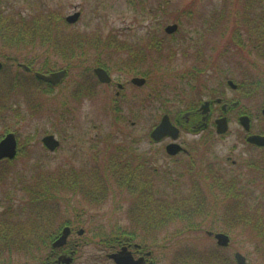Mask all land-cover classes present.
I'll return each mask as SVG.
<instances>
[{
  "label": "rangeland",
  "instance_id": "rangeland-1",
  "mask_svg": "<svg viewBox=\"0 0 264 264\" xmlns=\"http://www.w3.org/2000/svg\"><path fill=\"white\" fill-rule=\"evenodd\" d=\"M0 11L24 18L40 12L44 15L51 12L60 14L65 32L80 36L91 34V37L95 33L104 43L110 38H117L121 43L130 45L131 50L139 51L157 35L163 48L158 52L147 48L144 64H132L128 68L125 64L132 59L128 50L116 51L113 55L106 47L95 50L87 44L78 50L86 52L84 57L65 58L51 53L48 55L39 47L12 48L0 39V61L3 62L0 68V105H7L5 109L0 106V140L7 133V128L16 133L18 140L17 157L0 160V227L14 229L10 237L14 244L16 241L18 245L26 244V247H14L12 242L7 244L0 232V264H45L50 250L49 236L60 231L61 224L72 217L73 214L65 210L78 206L88 213L100 214V222L113 223L114 234L124 229L146 239L159 264H174L173 258L178 261L177 264H236V251L246 256L248 264H264V238L258 235L259 229L255 228L254 220L248 223L242 218L243 211L254 213L258 208L264 215V180L257 179L255 185L242 180L243 187L252 196L237 195L234 198L209 189L211 177L207 181V174L201 169L202 160L210 162L223 168L222 172L229 178L239 174L241 163L260 155L259 149L248 145L246 133L238 120L234 118L228 132L223 135L216 132L214 124L203 133L184 128L180 141L191 148L189 157L184 154L169 156L165 151L167 141L156 142L151 137L154 126L161 122L164 113L172 114V120L174 117L178 119L177 113L191 105L192 100L196 103L207 99L212 94L210 89H217L218 86L224 88L226 98L240 100L237 111L256 117L254 130L259 127L264 129V87L251 91L253 85L242 84L250 76H254L252 79L264 76V58L256 52L250 53L249 46L239 53V49L229 42L235 27H239L247 37L260 12L258 2L0 0ZM76 11L81 12L80 19L68 24L64 18ZM175 23L178 24L177 31L167 33L165 27ZM197 52H204L206 59L195 58ZM46 57L49 59L47 71L68 69L65 79L57 85L40 84L33 77L35 71L45 64ZM106 60L112 67L108 69L113 78L111 84L100 83L93 72L98 63ZM18 63L30 65L31 71L24 70ZM195 66L199 72L194 71ZM136 71H142L147 79L143 87L130 82L132 76L141 75ZM228 79L238 84L236 90L227 84ZM13 81H20L22 89L12 92L9 87ZM117 82L128 84L120 97L115 95ZM29 98L33 102L39 101V104L36 102V111L30 112ZM114 106L118 110H114ZM47 134H54L60 141L55 150L44 145L42 138ZM203 142L208 146H200ZM128 157L148 162L151 174L157 177V184L168 193L169 202L178 201L175 193L191 190L194 180L200 183L208 194L205 200L209 214L195 220L175 221L171 211L169 215L165 214L168 216L166 219L165 216L152 214L155 216L152 220L157 217L162 219L158 226L149 223L147 228L133 224L135 214L143 219L149 215L141 208L137 209L138 201L133 202L134 197L126 191L128 184L120 185L121 175L109 163L110 158L121 160ZM187 161H194L199 173L193 169L188 177L183 171ZM162 176L164 180L160 183ZM37 187H40L38 192L30 191ZM65 192H75V202L71 198L66 199L73 194ZM84 192L98 193L97 199L102 202L90 203L94 201L93 197L83 198ZM36 196H44V199L36 201ZM239 197L242 198L239 200ZM66 200H70L71 204ZM86 200L88 203H85ZM235 218L239 224L228 226ZM146 221L139 219L136 223ZM198 223L199 229L190 228ZM42 227L40 233L50 230L44 236V242L39 232L30 231L31 228L39 230ZM20 228L29 231L25 240L19 237L23 235ZM207 228L229 235L231 241L228 248L218 250L215 238L207 235ZM110 229L111 225L106 226L103 232L106 234ZM92 233L88 231L84 236L92 238ZM33 239L36 245H29L28 242H33ZM10 245L12 249H9ZM88 249L86 255L90 256L93 247ZM213 254L221 259V263L214 261ZM226 254L228 259L224 257ZM99 258L95 260L87 256L81 264H113L106 261V257Z\"/></svg>",
  "mask_w": 264,
  "mask_h": 264
},
{
  "label": "flooded vegetation",
  "instance_id": "flooded-vegetation-1",
  "mask_svg": "<svg viewBox=\"0 0 264 264\" xmlns=\"http://www.w3.org/2000/svg\"><path fill=\"white\" fill-rule=\"evenodd\" d=\"M76 12H80V11H76ZM69 15H71V14H69ZM69 15H67L64 19L68 24H72L67 19V17ZM80 16H81V12H80L78 20L80 19ZM61 18H62L61 20H63L62 15H61ZM166 27H165V31H166ZM166 32L169 33L168 31H166ZM148 44L150 47H152V45H153V48H150V49L156 50L157 49L156 46L159 45L157 35L153 36L152 42L148 41L147 44H145L144 46H141L139 48V51H140L139 55H137L138 53L132 54L131 53V47H130V45H128V47H127L128 54L129 53L131 54L132 59H129L128 63L125 64V66L128 68H130L132 64L133 65L137 64L138 66H142L144 64L145 58L147 57L146 50H147ZM0 62H2V61H0ZM18 64L24 70H26L28 72L31 71L30 65L26 64L29 67V69H27L26 67H24L22 65L24 63H18ZM2 66H3V62H2ZM96 67L105 68L109 72V74L111 75L108 68L104 67L102 64L96 65L93 68V72L95 75H96V73H95L94 69ZM132 69H133V67H132ZM136 72L141 74V75L132 76L130 82L134 86L143 87L144 85H146V82L144 84H139V83H136L134 81V78H141V77L146 78V77H145V75L143 76V74L141 73L142 71H136ZM96 77H97V80L100 83H102L99 80L97 75H96ZM229 80L230 79L227 80V84L231 88L236 90L238 88V84L234 88L229 84ZM112 81H113V78L110 82H107L105 84H111ZM146 81H147V79H146ZM116 84H117L118 90H117L115 95H116V97H120L121 91L124 90L128 84H124L122 82H117ZM210 92H212V94H210L207 99L199 100V102L197 101L196 103H193L192 102L193 100H192L191 105H188V107L182 111L180 110L176 115L177 118H178V116L180 117L178 119H175V117H174V120H172V118H171L172 114L164 113L162 118L166 114L169 115L172 125H174L175 127L178 128V134L176 135V137H174L172 135H165L160 140H158V141L154 140V141H156V142L167 141V143L165 144V151L169 156H176V155L178 156L180 154H184V155L189 157L191 154V148L185 147L182 144V142L180 141L181 131L184 128H186L188 131H191L194 133H201V132L203 133L207 128L210 127V125L214 124V126L216 127V132L220 135H223L226 132L225 133H219L218 132L217 120L222 118V117H226L228 124L230 125V122H232V120L234 118H236L246 133V141H247L248 145L252 146L256 149H259L261 151L260 155L255 156V157L252 156V158L247 159L244 162V164L241 163V167H243V168L240 167V170H238V172L240 171L239 174L234 175V176L229 177V178H227L228 177L227 174L222 172L223 168L217 167L216 164H212L210 162L206 163L202 160L201 161L202 162V164H201L202 168L201 169L204 170V172H206L207 175L205 176V179H207V181H208V178L211 177V181L209 182L208 187H209V189L214 190V193L218 194L220 192L219 194H224V196H229L228 194H231L229 197H234V198H236L237 195L238 196L244 195L245 197H250L252 195L249 194V191L247 190V188L243 187L242 180H245L247 183H249V185H255L257 179H258V181L260 179L264 180V145H258V144L249 142L248 136H250L251 134L264 135V129H262V127H259L257 130H254V121L256 120L255 119L256 117L253 114L248 113V112L237 111L238 110L237 108L239 107V104H240V100L236 99V98L235 99L234 98L233 99L232 98L231 99L226 98L224 88H221L220 86H218L217 89H213V90L210 89ZM206 102H208L207 105H206ZM232 113H233V115L231 118ZM262 113L264 114V108L262 109ZM244 115L249 116V119H250V129L249 130H246L244 128L243 124L241 123L240 119ZM162 118H161V120H162ZM196 118H198L199 120L197 121ZM157 125H155L154 127H156ZM228 130H229V128H228ZM228 130H227V132H228ZM200 139H201V137H199V140ZM170 143L180 144L182 146V149L179 150L176 154H170L167 150V147ZM203 143L204 144H201L200 146H208L207 143H205V142H203ZM143 162H145V161H143L142 159L137 158V157H133V158L131 157V160L129 157L127 158L126 163H128V165H129L128 170L131 173L129 175V177H127V179L130 182H132L133 184L128 185V187L126 188V191L128 192V194H130L129 196L134 197V201H135L136 197L138 196L137 191H140L143 196H146V195L154 196L155 200L152 202H149V203H154L155 205H157V209L160 210V208L164 204L163 198L166 197L168 195V193L163 192V190L161 189L162 185L157 184V181H158L157 177L153 176L155 174H151L152 172L150 171V169H149L150 174L146 173L147 167ZM194 163H195L194 161H191V162L187 161V163L184 165L183 171H185V173H186V175H188V177H189V175L193 169L195 172L199 173L197 168L194 166ZM233 163L236 164V161L233 160ZM182 166H183V164L181 165V167ZM238 169H239V167H238ZM183 175H185V174H183ZM163 177L164 176H162V179L159 180L160 183H162V181L164 180ZM146 182L151 184L149 186V188H150L149 190H144V189L143 190H141V189L135 190L137 185H143ZM227 182L230 183V185H229L230 188L235 187L236 190H234V191L227 190ZM190 183L192 184V182H190ZM226 193H227V195H226ZM65 194H71V195L73 194L72 196H66L65 197L66 199L71 198V200H74L77 197L75 192H65ZM233 194H234V196H233ZM88 197H93V199H94V201L90 202V203L99 204L102 202V200L97 199L99 197L98 193L92 194L89 192H84L83 198L87 199ZM174 197L178 201L173 200V202L168 201L166 203L172 204V206H173V209H171L172 212L171 211H169V212L174 214L173 220H175V221L176 220H186V221L187 220H195L197 218L203 217L205 214H209V207H208L206 200H205L208 198V194L206 192H204L203 186L195 180L193 181L191 190H187L186 192L175 193ZM241 198L242 197H239V200ZM61 199H64V197H61ZM181 199H184V201ZM237 201L238 200H236V202ZM73 202H75V200ZM66 203L71 204L70 200H68ZM85 203H88V201L86 200ZM65 211H69L73 215H72V217L67 218L65 220V222L61 224L60 231L54 232L49 236L48 240H49V244H50L49 245L50 250H49L47 256L45 257V260H44L45 264H81L82 263L81 261L83 259H86L87 256H88V258H91V256H92L93 258H95V260L100 259L99 258L100 256L106 257V261L112 262L113 264H117L116 258L123 259L124 264L125 263L126 264H159V260L157 259L153 249L150 248L149 245L146 244V239H144L140 236H137L136 232H134V231L130 232L129 230L126 231V230L122 229L119 231L118 234H114L112 232V230L114 228L113 223L112 224L105 223L102 220L100 222V219L98 216L100 214H98L97 212L88 213L86 210H84V208L82 206H78L75 209H72V210L69 209V210H65ZM167 215H169V214H167ZM186 216H188V218H186ZM167 217L168 216H165L164 219H166ZM49 219H51V218H49ZM133 224L144 226V224H140V223H138V224L133 223ZM238 224H239V222H237V219L235 218L233 223L228 224V226H232V225L236 226ZM110 225L112 226V229H110L105 234L103 232L105 227L110 226ZM150 227H153V226H150ZM66 228L68 230V235H67V238L63 241V244L54 245V242L59 237H61L63 235V231ZM190 228L191 229L192 228L199 229V223L196 224L195 227H190ZM201 228H203V227H201ZM205 230L207 231L208 236L215 238L217 245H218V250H222V249L225 250L228 248L227 247L228 245L218 244V239L216 237V234L219 232H222V231H214V230H211L210 228H207ZM88 231H90V232L93 231L92 238L88 239L84 236ZM138 237H140V239ZM230 241H231V239H230ZM90 246H92L93 249L90 250L92 252V255L89 256L86 254L89 253L88 247H90ZM237 252L238 251H236L235 255H234L235 260H236V264H238L237 258H236ZM206 256H208L209 258L211 257L207 254H206ZM212 257L216 263L220 262V260H221V259H218V256H216L215 254H213ZM224 257H225V259L229 258V256L227 254L224 255ZM173 262H174V264L178 263V261L175 258H173ZM224 263H222V264H224ZM230 264H232V263H230Z\"/></svg>",
  "mask_w": 264,
  "mask_h": 264
},
{
  "label": "trees",
  "instance_id": "trees-1",
  "mask_svg": "<svg viewBox=\"0 0 264 264\" xmlns=\"http://www.w3.org/2000/svg\"><path fill=\"white\" fill-rule=\"evenodd\" d=\"M252 1L253 2L256 1L259 4L260 12L258 14L257 21L255 23H253V27L248 30L249 33L247 34V37H244V35L240 31L239 27H235L233 29L234 33L229 38V42L231 43V45L233 47H237L235 49H239V53H243L246 50L243 48L249 46V48H250L249 52L250 53L256 52V54L259 55V57L264 58V4H262L264 0H252ZM249 7L250 6H248L247 8H249ZM61 19L62 18H61L60 14L58 15V14H55L53 12H51L49 14H45V15L40 12V13L32 15L29 18H24L20 15L18 16V14L14 15L13 13H5V12L3 13V11H0V39L3 41L4 45L10 46L12 48L20 49V48H22V46H26V47L30 46L33 49L35 47H39V48L43 49L44 51H46V53H48V55L51 53V55H60V56L65 57V58H75L77 56L84 57L86 52L81 51V50L78 51V50L82 46L87 45V44H91V47H94L95 50L96 49L102 50V49H104V47H106L105 49H107L108 52L113 54V55H114V53H116V51L128 50L127 49L128 46L121 43L117 38H110V39H108L107 42L104 43V42H101L95 34L91 37V34H89L88 36H86V35L80 36L78 33H67V32H65L63 26L61 25V22H62ZM216 26H217V23H215V27ZM150 42H152V40H150ZM207 46H208V44L205 43L206 48H207ZM147 48L150 50V48H153V45H152V47H150L148 44ZM156 48H157L156 52L163 50V48L160 47V45H157ZM139 52L140 51H138V50H131L132 54L138 53L137 55H139ZM113 55H112L111 59L113 58ZM194 56L197 59L198 58H202L203 60L206 59V55H204V52H199V53L197 52L196 54H194ZM170 57H172V56L170 55ZM48 60L49 59L47 58L45 61V64L39 68L40 69L39 71L44 72V73L51 71V70H49V71L46 70ZM199 60H201V59H199ZM98 64H102L104 67H106L108 69L112 68L109 65L107 60H106V62H101ZM68 68H69V64H68ZM196 70H197V72L200 71L197 66L194 67V71H196ZM186 74H188L187 71H186ZM33 77L38 82H40V84H49V83L39 79L36 75H34ZM252 77H254V76H250V77L246 78L247 82L243 81L242 84H244V86H247V84L253 85V88L251 89V91H255L258 89L260 90L262 87H264V76L263 77L259 76V77H257V79L256 78L252 79ZM183 78H186V76L183 75ZM21 85H22V83L20 81H18L16 83L13 81L9 88L12 92H14V91H17L18 89H22ZM263 90H264V88H263ZM29 99H30L29 100L30 101L29 102L30 103V112L36 111L35 106L37 105V103L39 101L33 102L31 98H29ZM26 101H27V99H26ZM33 103H36V104H33ZM0 106L2 107V109L7 108L6 104L0 105ZM113 108H114V110H118L117 106H114ZM0 110H1V108H0ZM117 112H119V111H117ZM18 115H20V114L18 113ZM10 131L11 130L9 128H7L6 132H10ZM9 160H6V161H9ZM126 161H127L126 158L125 159L121 158V160L119 158H118V160L112 159V158L109 159V163H110L111 168L121 175V178H122V180L120 181L121 186H124L127 184L128 185L133 184L132 182H130L127 179V177H129V175L131 173L128 170L129 165H128V163H126ZM143 163L147 167L146 173L150 174L148 162L145 160V162H143ZM150 185H151L150 183L146 182L143 185H137L135 190H137V189L138 190L139 189L149 190ZM229 185H230V183L227 182V190H230V191L236 190L235 187L230 188ZM39 188L40 187H37L35 189H30V191H32L33 193L35 191L38 192ZM39 194L42 195L41 192H39ZM137 194H138V196L135 199L139 203L136 206L137 209L141 208L143 210V212H146L149 215V216L144 217L145 219H147V221L145 223H142L147 228H149V226H148L149 223H152L153 225H156V226L159 225L158 223L162 219H158V217H157L155 220L154 219L152 220V218H154L156 215H158V216L160 215V216L164 217L165 214H168L169 211H171V209H173L172 204L166 203L169 201L167 197L163 198L164 204L162 205V207L159 210V209H155V208H157V205H155L154 203H149V202H152L155 200L154 196H149V195L143 196L140 191H137ZM228 195L230 196L231 194H228ZM35 199H37L36 201H38V199L42 200V199H44V196L43 197L40 196V198L36 196ZM133 202H135V201L133 200ZM242 204H244V203L242 202ZM41 206L42 205H40L39 207H41ZM143 212H139V213H143ZM152 214H155V216ZM135 215H136V218L133 220L134 223H136L139 219L145 220L141 216H138V214H135ZM253 217H255V219ZM242 218H243L244 222H248V223H250V222L252 223V221L254 220L253 224L255 225V228L259 229L258 235L260 237L264 238V228L262 229V225H264V215H263V212L261 211L260 208L256 209V211L254 213H250L249 211L248 212L243 211L242 212ZM42 230H43V227L39 230H34L33 228L30 229V231H32L33 233H37V232L40 233ZM13 231H14V229L12 227L9 229H6V230L4 228L0 227V232L2 233V235L4 237L3 242H6L7 244H9L8 242H12L10 237H11ZM19 231H20V233L23 234V235H19V237L22 236L23 240H25L26 236L29 234L28 233L29 231H27L26 229H22V228H20ZM49 231L50 230L46 229V231H44L43 233H40L41 238L43 240L42 242L45 241V239H43V238L46 234H48ZM35 240L38 241V239H35ZM20 241H21V238L19 239L18 242H20ZM16 242H15V244L12 242V244H14V247H18L20 245V244L18 245ZM30 243H32L34 245L37 242H35L33 239V242H28L29 245H30ZM20 246L26 247V244L25 245L22 244ZM4 248H6V247H4ZM9 249H12V245L9 246Z\"/></svg>",
  "mask_w": 264,
  "mask_h": 264
},
{
  "label": "water",
  "instance_id": "water-1",
  "mask_svg": "<svg viewBox=\"0 0 264 264\" xmlns=\"http://www.w3.org/2000/svg\"><path fill=\"white\" fill-rule=\"evenodd\" d=\"M79 15H80V12H75V13L69 15L67 17V19L69 22L74 23L78 20ZM177 29H178L177 23L169 24L166 27V31H168L169 33L175 32ZM22 65L24 67H26L27 69H29V67L26 64H22ZM1 66H2V62H0V67ZM94 71L102 83H107V82H110L112 80L111 75L109 74V72L105 68L96 67L94 69ZM67 74H68V70L66 68L50 71L47 73H44L41 71L35 72V75L39 79H41L45 82L51 83L53 85H56V84H59L60 82H62L65 79V77L67 76ZM134 81L136 83H139V84H144L146 82V78H142V77L141 78H134ZM229 84L234 88L237 86V84L232 79L229 80ZM207 103L208 102H206V105H207ZM240 120H241V123L243 124L244 128L246 130H249L250 129L249 116L244 115L241 117ZM228 128H229V124H228L226 117H222V118L217 120V129H218L219 133L227 132ZM177 134H178V128L175 127L174 125H172L169 115L166 114L162 118L160 124L157 125L153 129V131L151 132V137L154 140L158 141L165 135H172V136L176 137ZM42 141L45 144V146L50 150H55L60 145V141L56 138V136L54 134L45 135L42 138ZM248 141L251 143L258 144V145H264V135L251 134L250 136H248ZM181 149H182V146L180 144H177V143H170L167 147V150L170 154H176ZM17 153H18V140H17L16 133L13 131L8 132L0 140V160H2L4 158L13 159L17 156ZM67 235H68V230L66 228L63 231V235L58 240H56L54 242V245L63 244V241L67 238ZM216 237L218 239V244H220V245H228V243L230 241V237L226 233H222V232L217 233ZM236 258H237L238 264H248L246 256L243 255L241 252L236 253ZM116 262H117V264H124L123 259L116 258Z\"/></svg>",
  "mask_w": 264,
  "mask_h": 264
}]
</instances>
